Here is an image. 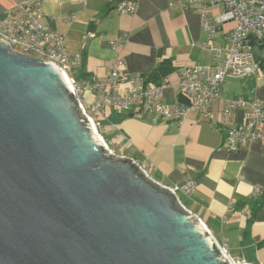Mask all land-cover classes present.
<instances>
[{
    "label": "water",
    "instance_id": "water-1",
    "mask_svg": "<svg viewBox=\"0 0 264 264\" xmlns=\"http://www.w3.org/2000/svg\"><path fill=\"white\" fill-rule=\"evenodd\" d=\"M201 223L109 152L58 66L0 41V264H232Z\"/></svg>",
    "mask_w": 264,
    "mask_h": 264
},
{
    "label": "crops",
    "instance_id": "crops-1",
    "mask_svg": "<svg viewBox=\"0 0 264 264\" xmlns=\"http://www.w3.org/2000/svg\"><path fill=\"white\" fill-rule=\"evenodd\" d=\"M39 1L41 22L65 34L67 50L82 56L80 65L72 70L75 81H101L122 58L120 71L128 76L140 74V81L152 84L146 82L149 74L168 60L171 71L165 78L170 85L162 98L166 107L188 103L177 86L180 69L212 64V55L203 45L227 43L226 36L233 26L227 23L224 32L210 38L197 10L170 6L171 0H139L133 13L119 12L120 0ZM15 3L0 0V16H5ZM72 15L76 18L71 19ZM123 34L127 39L118 49L112 42ZM255 53L260 63L257 74L226 78L210 116L191 111L178 126L176 120L105 107L100 117L113 128L118 140L115 146L123 154L139 162L157 182L178 187L183 205L206 224L217 240L227 244L232 258L264 264V140L229 150L222 125L225 119L239 122L242 115L238 110L225 117V99H244L264 106V43L255 47ZM87 94L94 99L89 90L81 97L91 103ZM100 124L103 128V121ZM189 182L194 187L186 193L183 187Z\"/></svg>",
    "mask_w": 264,
    "mask_h": 264
},
{
    "label": "built area",
    "instance_id": "built-area-1",
    "mask_svg": "<svg viewBox=\"0 0 264 264\" xmlns=\"http://www.w3.org/2000/svg\"><path fill=\"white\" fill-rule=\"evenodd\" d=\"M169 5L197 10L210 38L224 32L227 23L233 24L226 36L227 43L203 45L212 55V64L184 66L180 69L177 86L188 103L178 102L170 107L162 102L164 89L170 85L169 79L165 78L161 84H146L140 81V74L128 76L120 71V65L124 63L122 58L116 61L111 73L101 81L85 84L75 81L71 76L72 70L80 65L82 56L67 50L65 34L41 22L43 11L39 0H16L5 16H0V41L15 53L58 66L69 76L83 112L99 125L97 117L101 116L103 109L114 107L122 112L151 114L166 120H176L178 126H181L191 111L203 116L211 115L214 104L221 98L220 90L226 78L257 74L260 63L255 47L264 43V0H171ZM138 7L139 0H120L117 3L121 13H133ZM74 18L76 16L72 15L71 19ZM126 39V34H123L112 43L114 47L122 49ZM85 90L93 94V102H85L81 97ZM238 110L242 112L239 122L231 119L222 122L226 131L225 143L232 151L238 150L246 142L264 140L263 104L250 103L244 99L224 100L225 117L233 116ZM132 160L147 172L139 162ZM193 187L194 184L189 182L183 190L188 193ZM170 189L174 193L178 191V187ZM221 247L231 257L227 244L222 243Z\"/></svg>",
    "mask_w": 264,
    "mask_h": 264
},
{
    "label": "rangeland",
    "instance_id": "rangeland-1",
    "mask_svg": "<svg viewBox=\"0 0 264 264\" xmlns=\"http://www.w3.org/2000/svg\"><path fill=\"white\" fill-rule=\"evenodd\" d=\"M85 96H87V99L89 100H91L92 102L94 101V99H93V97H91L89 94H87V95H85ZM86 102V101H85ZM97 120H100V121H103V123H104V126H105V128H104V126H103V128H102V125H99L98 124V122H94V123H96L97 124V132H98V135H100L102 138L103 137H105V141H106V143L108 144V146H109V149H110V153L111 154H113V155H115V156H117V157H125V156H127V155H124L116 146H115V144L117 143V138L115 137V134H114V132H113V128L110 126V124L108 123V122H106V121H104V119L103 118H101V117H97ZM128 157V156H127ZM127 157H125V158H127ZM134 159V158H133ZM137 162V161H136ZM149 175V174H148ZM168 187V186H167ZM170 188V187H169ZM175 196L179 199V196H178V193L176 192L175 193ZM179 201L181 202V200L179 199ZM181 204L183 205V203L181 202ZM184 206V205H183ZM218 242H219V244L221 245L222 243L219 241V240H217ZM234 257V256H233ZM236 264H243V263H246L245 261H242V260H236L235 258H233L232 259Z\"/></svg>",
    "mask_w": 264,
    "mask_h": 264
},
{
    "label": "trees",
    "instance_id": "trees-1",
    "mask_svg": "<svg viewBox=\"0 0 264 264\" xmlns=\"http://www.w3.org/2000/svg\"><path fill=\"white\" fill-rule=\"evenodd\" d=\"M168 67H169V61L165 60L159 67L155 68V70L149 74L146 82L152 84H161L162 79H164L165 76H167V74L171 71V69Z\"/></svg>",
    "mask_w": 264,
    "mask_h": 264
},
{
    "label": "bare ground",
    "instance_id": "bare-ground-1",
    "mask_svg": "<svg viewBox=\"0 0 264 264\" xmlns=\"http://www.w3.org/2000/svg\"><path fill=\"white\" fill-rule=\"evenodd\" d=\"M66 75V77H67V79H68V81H69V83H70V80H69V76L67 75V74H65ZM72 84L70 83V86H71ZM71 88H72V90H73V87L71 86ZM73 92H74V90H73ZM95 124V123H94ZM95 128L97 129V126H96V124H95ZM96 132H97V130H96ZM97 135H98V132H97ZM101 139H102V141L105 143V145H106V147L108 148V150L110 151V149H109V146H108V144L106 143V141L100 136V135H98ZM202 225H203V227L207 230V232H209L210 230L207 228V226H206V224L202 221V223H201ZM209 234L217 241V239L214 237V235L211 233V232H209ZM218 242V241H217ZM218 244H219V242H218ZM220 245V244H219ZM220 247H221V245H220ZM222 248V247H221ZM223 249V248H222ZM224 250V249H223ZM224 252H225V250H224ZM226 253V252H225ZM226 255L228 256V258L230 259V261L232 262V264H236L233 260H232V258L228 255V253H226Z\"/></svg>",
    "mask_w": 264,
    "mask_h": 264
}]
</instances>
